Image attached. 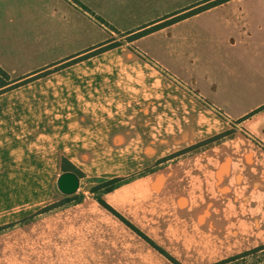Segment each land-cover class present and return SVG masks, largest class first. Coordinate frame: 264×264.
Returning a JSON list of instances; mask_svg holds the SVG:
<instances>
[{
  "label": "crops",
  "instance_id": "obj_1",
  "mask_svg": "<svg viewBox=\"0 0 264 264\" xmlns=\"http://www.w3.org/2000/svg\"><path fill=\"white\" fill-rule=\"evenodd\" d=\"M116 33L125 43L85 58ZM125 60L137 68L122 74L165 81L154 100L95 67ZM0 67L26 82L0 94V264H233L264 252L260 180H241L222 149L161 162L249 122L256 150L242 154L259 167L264 0H0ZM161 91L188 115L144 117L166 108ZM135 106L142 117L128 115ZM64 159L80 187L81 176L122 181L66 195Z\"/></svg>",
  "mask_w": 264,
  "mask_h": 264
},
{
  "label": "rangeland",
  "instance_id": "obj_2",
  "mask_svg": "<svg viewBox=\"0 0 264 264\" xmlns=\"http://www.w3.org/2000/svg\"><path fill=\"white\" fill-rule=\"evenodd\" d=\"M115 35H116L115 39L116 40L119 39V41H117L116 43H118L120 45H122V42L125 43V39H123V38L121 39V35H118L117 33ZM102 63L103 64L105 63L106 66H100V64L96 63L95 67H97V70H98V68H101V69L106 68V69H109L110 71H112L116 68L118 69L117 71L114 72V76H113V78H114L113 83L115 85H116L117 80L120 82V84L122 83V81L127 82L126 84H128V88L139 87V84H140V86L144 85V88L147 89L146 92H148V95H146L145 97L149 98V100L155 99V97H156L155 90H157V87H159L160 84H164V82H165L162 80V78L155 77V75H153V77H151V76L149 77V75L147 76L146 71H145V74H144V72H141V75H139L138 77L136 76V73H133L131 71H129L128 73L122 74L120 71L121 68L122 69L126 68V70L129 69L130 66L137 68V64H133V62H130V61H126V60L122 61V62L121 61H119V62H115V61L104 62L103 61ZM119 63H122V64L120 65ZM143 70H147V72H152L150 69H142L141 71H143ZM98 71H100V70H98ZM117 74H118V76H117ZM124 74H128V77ZM164 75H166V79L167 78L169 79V75L166 72H164ZM159 80H162V81L160 82ZM166 83L171 84L170 80H169V82H166ZM175 84L178 85L179 87L184 86V84L182 82H181V84L179 82H175ZM184 87H186V86H184ZM128 92H129L128 93L129 97H131V96L136 97L137 95L140 94V92H135V90L134 91L131 90ZM180 97L183 98L182 95ZM159 98L162 102L169 100L167 93H163L162 91L159 93ZM165 105H166V108H162V109H147V113L145 112L146 114H144V117L154 118V117L162 116L165 119H168V118L182 119V117L188 115L184 112L183 108L176 109L175 104L172 105V104H169V102H165ZM127 112H129V114ZM127 112H124V113L126 115L128 114L130 116H134L135 118L143 116L142 115L143 112H140L139 109H136V106H135V110H129V111L127 110ZM133 126H136V125H133ZM232 126H233V128L230 131V133H231L230 135H228L227 137L218 139L215 142L207 143V144L203 145L201 149H215V150L216 149H222L224 151V154L225 153L228 154V156H226V158H225L226 159V165H230L231 163L234 164L233 161H235L237 165H240V168H241L240 170L242 171L240 173L241 174V176H240L241 180L245 179L248 181L250 179H257V180L261 181V184L263 186L264 185V170L262 171L261 167L264 166V157L262 155L258 154V158L256 160V163L259 164V167L250 170V168L247 169V167L249 165V160H248V158H246V156L244 154H242L245 150H248V149H253V150L255 149L256 150V146H255L256 142L252 140V138H253L252 133L256 134L254 131V127H251V123H249V122L244 123L242 125L238 124V125H232ZM98 127H100V126H98ZM165 127L168 128L169 127L168 124L163 125L162 131L165 129ZM134 129H135V127H134ZM134 129H130V131H132ZM100 143L101 142L98 141V144H100ZM132 144L138 145L136 141H132L131 143H129V146ZM260 147L264 148V143H262V146H260ZM124 148L127 149L128 147H124ZM132 149H133V147H132ZM178 157H180V156H178ZM242 168H245V169H242ZM81 178H82V185L80 187L81 191L79 193L81 195L88 194L89 192L92 191V189L95 186L102 183V182L99 183V181H97L94 177L87 178V176H81ZM97 183H99V184H97ZM233 264H264V252L258 253L254 257L251 256V257H248L246 259H240L239 261H237Z\"/></svg>",
  "mask_w": 264,
  "mask_h": 264
},
{
  "label": "trees",
  "instance_id": "obj_3",
  "mask_svg": "<svg viewBox=\"0 0 264 264\" xmlns=\"http://www.w3.org/2000/svg\"><path fill=\"white\" fill-rule=\"evenodd\" d=\"M222 1H224V0H221V2H222ZM182 18H183V17H179V18H177V19H174V20H172V21H168V22H166V23H164V24H161V25H159V26H157V27H154V28H151V29H149V30H146V31H144V32H142V33H139V34H137V35H135V36L129 38V41H133V40H135V39H137V38H140V37H142V36H144V35H147V34L153 32V31H155V30H157V29H160V28H162V27H165V26H167V25H169V24H171V23H174V22H176V21L182 19ZM119 45H120V44H118V43L115 42V43H113V44H111V45H108V46H106V47H104V48H101V49H99V50H97V51H94L93 53H91L90 55L86 56L85 58L91 57V56L96 55V54H98V53H102V52L108 51V50H110V49H113V48H115V47H118ZM73 63H75V62H73ZM25 83H26V82H24V81L19 82V83H16V81H15V80H12V78L10 77V75L0 67V94L5 93V92H7V91H9V90H11V89L17 88V87H19V86H21V85H23V84H25ZM252 115H253V114H252ZM247 118H249V116H248ZM247 118H244V119H247ZM241 121H243V120H241ZM230 134H231L230 131H229V132H226V133H224V134H222V135H220V136H217V137H215V138H213V139H210V140H208V141H206V142H204V143H202V144H199V145H196V146H192V147H190V148H188V149H186V150H183V151H181V152H178V153L172 155L171 157H168V158L162 160L161 162H164V161H167V160H169V159H173V158H176V157H178V156L184 155V154H186L187 152H190V151H192V150H194V149H196V148H198V147H200V146H203V145H205V144H207V143L215 142V141H217L218 139H221V138L227 137V136L230 135ZM161 162H160V163H161ZM63 169H64L65 172H74V173H77V174L81 175V173L78 171V169H76L74 166H72L71 164H69L68 161H67L66 159H64ZM121 181H122V179H113V180L104 181V182H102L101 184L95 186V187L92 189L91 192H99V191H106V192H108V191H112L116 186H118V185L121 183ZM67 202H69V200H64V201H61L60 203L54 204V205H52V206H49V207L43 209L42 211H40L37 215H39V214H43V213H47V212H50V211H52V210H54V209H56V208H59V207L63 206V205L66 204ZM101 202L104 204V202H103L102 200H101ZM4 229H5V228H4ZM4 229H3V228H0V231H2V230H4ZM138 232L140 233V231H138ZM140 234H141L144 238H146V239H147L152 245L156 246V245H155V244H154V243H153L148 237H146V236H145L144 234H142V233H140ZM156 247H157V246H156ZM159 249H160V248H159ZM160 250H161V249H160Z\"/></svg>",
  "mask_w": 264,
  "mask_h": 264
},
{
  "label": "water",
  "instance_id": "obj_4",
  "mask_svg": "<svg viewBox=\"0 0 264 264\" xmlns=\"http://www.w3.org/2000/svg\"><path fill=\"white\" fill-rule=\"evenodd\" d=\"M59 190L66 195L75 194L80 188V178L73 172H65L58 180Z\"/></svg>",
  "mask_w": 264,
  "mask_h": 264
}]
</instances>
